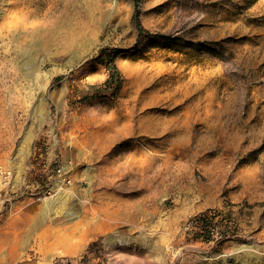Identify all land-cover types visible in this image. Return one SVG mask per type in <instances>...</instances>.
Here are the masks:
<instances>
[{
  "label": "rangeland",
  "instance_id": "1",
  "mask_svg": "<svg viewBox=\"0 0 264 264\" xmlns=\"http://www.w3.org/2000/svg\"><path fill=\"white\" fill-rule=\"evenodd\" d=\"M135 1L0 0V264H264V0Z\"/></svg>",
  "mask_w": 264,
  "mask_h": 264
},
{
  "label": "built area",
  "instance_id": "2",
  "mask_svg": "<svg viewBox=\"0 0 264 264\" xmlns=\"http://www.w3.org/2000/svg\"><path fill=\"white\" fill-rule=\"evenodd\" d=\"M53 162L47 157H44L41 162V168L46 173L47 180H55V189L50 188L47 193L53 190H65L72 183L70 169H66L65 165H57L53 167ZM14 179V169L10 166L0 165V185L8 186ZM54 187V185L52 186ZM211 213L195 214L185 224L186 231H195L202 238L216 240L219 238L220 229L214 225Z\"/></svg>",
  "mask_w": 264,
  "mask_h": 264
},
{
  "label": "trees",
  "instance_id": "3",
  "mask_svg": "<svg viewBox=\"0 0 264 264\" xmlns=\"http://www.w3.org/2000/svg\"><path fill=\"white\" fill-rule=\"evenodd\" d=\"M135 3L137 8L134 14V22L137 29L142 32L143 26L140 22V0H136ZM106 67L110 71V76L106 80V88L108 87L110 89L112 95H116L120 91L122 86V78L120 71L112 60L106 62Z\"/></svg>",
  "mask_w": 264,
  "mask_h": 264
},
{
  "label": "bare ground",
  "instance_id": "4",
  "mask_svg": "<svg viewBox=\"0 0 264 264\" xmlns=\"http://www.w3.org/2000/svg\"><path fill=\"white\" fill-rule=\"evenodd\" d=\"M131 99H133L132 97H131ZM133 101V100H132ZM132 101H130V102H132ZM135 103V102H134ZM136 104V103H135ZM127 115V114H126ZM120 116V115H119ZM124 116V115H123ZM135 121H137V120H135ZM130 122L131 121H129V120H125L124 122L122 121V124H123V126H124V128L126 129V130H128V129H130V127H131V124H130ZM119 123V122H118ZM164 123L160 120V119H157V118H155V117H148V118H146V119H141V124H140V127H141V129H143V130H146V131H150V132H152V133H155L156 135H158V133H160V130H162L163 129V125ZM121 125V124H120ZM136 125V124H135ZM133 129V128H132ZM117 131H118V134L120 135V133H123L125 130L123 129L122 130V128L120 129V128H118L117 129ZM133 132V131H132ZM167 133V132H166ZM169 133V132H168ZM175 133V132H174ZM114 134V133H113ZM116 134V133H115ZM109 135V134H108ZM149 135H150V133H149ZM171 135V134H170ZM176 135V134H175ZM118 136V135H117ZM172 136H173V134H172ZM115 138V137H114ZM107 142V141H106ZM106 142H104L105 144H106ZM148 159V158H147ZM149 160V159H148ZM147 166H148V168H150L151 166H150V164L149 163H147ZM109 170H113V169H109ZM153 170V169H152ZM152 170H147V171H144V172H139V174L141 175V176H143V178L146 176V173L147 172H150V171H152ZM156 176V175H155ZM146 187V186H145ZM52 189H55V186L54 187H52ZM57 191V190H56ZM140 202V201H139ZM135 203V202H134ZM134 205V204H133ZM136 206V205H135ZM119 241L120 242H123V240H121V239H119ZM210 260V259H209Z\"/></svg>",
  "mask_w": 264,
  "mask_h": 264
}]
</instances>
